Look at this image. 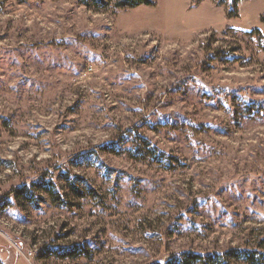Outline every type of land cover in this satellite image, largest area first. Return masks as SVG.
Returning a JSON list of instances; mask_svg holds the SVG:
<instances>
[{
    "label": "rangeland",
    "instance_id": "obj_1",
    "mask_svg": "<svg viewBox=\"0 0 264 264\" xmlns=\"http://www.w3.org/2000/svg\"><path fill=\"white\" fill-rule=\"evenodd\" d=\"M235 1L0 0V264L264 253V0Z\"/></svg>",
    "mask_w": 264,
    "mask_h": 264
},
{
    "label": "trees",
    "instance_id": "obj_2",
    "mask_svg": "<svg viewBox=\"0 0 264 264\" xmlns=\"http://www.w3.org/2000/svg\"><path fill=\"white\" fill-rule=\"evenodd\" d=\"M96 5L98 9L108 8L109 4H112L111 0H90ZM152 0H114L113 7L114 9H129V8H137L140 6L150 7L152 6ZM231 5V15L235 17V7L236 1L232 0ZM147 144V143H146ZM151 154H155L154 149L148 148ZM155 155H153L154 157ZM164 156L157 159V163H161ZM168 168H171V162L167 161ZM69 185L77 190L76 184L72 181L69 182ZM234 261H243L246 264H264V253H253L247 251H241L238 249H230L226 251L223 255L217 254H208V255H200L197 253L186 252L181 253L178 256H172L169 258L167 263L165 264H234ZM160 264V263H157Z\"/></svg>",
    "mask_w": 264,
    "mask_h": 264
},
{
    "label": "built area",
    "instance_id": "obj_3",
    "mask_svg": "<svg viewBox=\"0 0 264 264\" xmlns=\"http://www.w3.org/2000/svg\"><path fill=\"white\" fill-rule=\"evenodd\" d=\"M87 72H88V73L91 72V68H89V69L87 70Z\"/></svg>",
    "mask_w": 264,
    "mask_h": 264
}]
</instances>
